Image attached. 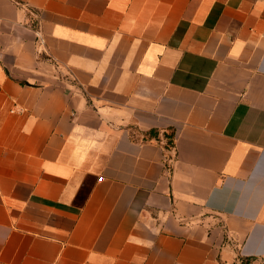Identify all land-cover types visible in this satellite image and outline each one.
I'll use <instances>...</instances> for the list:
<instances>
[{
	"label": "crops",
	"instance_id": "crops-1",
	"mask_svg": "<svg viewBox=\"0 0 264 264\" xmlns=\"http://www.w3.org/2000/svg\"><path fill=\"white\" fill-rule=\"evenodd\" d=\"M263 258L264 0H0V264Z\"/></svg>",
	"mask_w": 264,
	"mask_h": 264
},
{
	"label": "trees",
	"instance_id": "trees-1",
	"mask_svg": "<svg viewBox=\"0 0 264 264\" xmlns=\"http://www.w3.org/2000/svg\"><path fill=\"white\" fill-rule=\"evenodd\" d=\"M152 133H154V132H152ZM167 138H168V144L167 145H171V146H173L172 144H173V136H167Z\"/></svg>",
	"mask_w": 264,
	"mask_h": 264
},
{
	"label": "built area",
	"instance_id": "built-area-1",
	"mask_svg": "<svg viewBox=\"0 0 264 264\" xmlns=\"http://www.w3.org/2000/svg\"><path fill=\"white\" fill-rule=\"evenodd\" d=\"M38 38H39L40 43L43 44L44 39L42 38V36H40V34H39ZM262 264H264V258L262 259Z\"/></svg>",
	"mask_w": 264,
	"mask_h": 264
}]
</instances>
